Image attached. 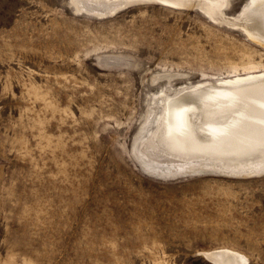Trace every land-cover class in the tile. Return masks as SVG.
Here are the masks:
<instances>
[{
	"label": "rangeland",
	"instance_id": "374dc122",
	"mask_svg": "<svg viewBox=\"0 0 264 264\" xmlns=\"http://www.w3.org/2000/svg\"><path fill=\"white\" fill-rule=\"evenodd\" d=\"M115 13L0 0V264H215L217 249L264 264V173L134 155L161 89L264 70V50L197 9Z\"/></svg>",
	"mask_w": 264,
	"mask_h": 264
},
{
	"label": "bare ground",
	"instance_id": "6f19581e",
	"mask_svg": "<svg viewBox=\"0 0 264 264\" xmlns=\"http://www.w3.org/2000/svg\"><path fill=\"white\" fill-rule=\"evenodd\" d=\"M145 2L197 9L264 50V0H246L234 16L224 12L230 0H68L75 12L98 16ZM160 76L175 74L155 77ZM159 95L155 131L134 148L146 169L160 172L163 167L182 174L207 168L220 175L252 177L264 173V70L200 80L182 85L173 94L163 88ZM205 255L215 264H248L226 249Z\"/></svg>",
	"mask_w": 264,
	"mask_h": 264
}]
</instances>
